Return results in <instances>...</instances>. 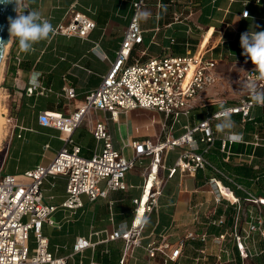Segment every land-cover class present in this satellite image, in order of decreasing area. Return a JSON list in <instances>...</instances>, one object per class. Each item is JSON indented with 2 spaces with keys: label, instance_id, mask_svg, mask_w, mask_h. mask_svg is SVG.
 I'll list each match as a JSON object with an SVG mask.
<instances>
[{
  "label": "crops",
  "instance_id": "0c3cea01",
  "mask_svg": "<svg viewBox=\"0 0 264 264\" xmlns=\"http://www.w3.org/2000/svg\"><path fill=\"white\" fill-rule=\"evenodd\" d=\"M138 1L31 0L29 10H38L54 28L68 22L70 10L85 15L95 23V28L85 39L55 34L50 41L35 44L34 50L27 53L22 52L16 43L8 44L0 71V120L3 121L0 177L13 175L18 183H28L29 180L23 176L26 171L36 166H46L53 160L64 145V136L55 129L41 126L38 115L41 112H52L67 116L84 102L90 91L99 86L116 58L124 31L133 15V4ZM157 1L144 0L142 14L147 13V16L141 15L139 18L143 42L131 50L127 62L129 65L135 62L145 63L152 57L184 56L197 52L217 61L218 75L219 70L228 67L238 68L242 72L245 67L254 65L241 54L243 50L240 47V36L252 27L256 31H263L264 0H192L191 9L186 6L187 0H161L165 6L160 9L156 8ZM243 11H248L246 18L241 16ZM177 13L182 14L180 22L173 21V15ZM16 59L20 61L18 65ZM33 73L40 74L36 85L31 83ZM66 85H70L76 94L71 101L62 95V88ZM39 88L50 91L39 95ZM209 95L203 93L199 96L189 118L180 117L175 124L167 121L165 132L161 131L164 122L162 116L147 110L121 114L115 122L109 119L108 113L102 111H93L90 118L93 121H104L114 149L128 151L130 156L131 150L126 145L131 141L149 139L156 142L164 140L169 134L178 138L183 135L185 125L195 126L210 113L220 110L219 105L207 103ZM259 108L264 112L262 107ZM251 112L252 119L262 113L257 112L251 116ZM7 114H13L15 124L22 129L17 128L12 132L8 130L5 126ZM232 120L235 124H241L239 116H232ZM84 123L87 130L82 131L80 126L73 132L72 138L80 147L81 156L90 158L100 151L101 144L93 140L86 119ZM176 125H179L177 135L173 133ZM243 125H236L232 131L241 135L247 146L257 133L254 129L244 134ZM214 132L216 142L205 158L238 184V180L249 183L240 185L264 198V187L259 188L257 178L241 179L234 172L240 166L253 171L264 170V158H258L253 153L245 154V148L240 143L232 146L240 150L238 153L230 150V155L226 156L220 152V144L227 134L217 131L216 127ZM203 147L204 145H199V149ZM251 147L252 152L261 149L264 141H260L258 147ZM181 151L182 149L175 148L163 155L162 167L158 170V179L162 184L155 210L149 215L150 222L148 225L146 223L142 232L140 246L128 253L124 264H159L158 257L148 258L147 245L161 240L174 244L186 231H199L201 228L195 227L193 223L194 211L198 209L199 221L205 222L209 210L215 207L214 192L208 185L212 176L210 171L183 175L175 170L168 176L166 169L174 165ZM207 156L213 157L214 162ZM148 165L149 159H146L140 170L141 184L130 183L132 176L127 173L126 192H110L107 199H97L94 202L82 195V206L76 210L62 207L67 199L66 179L62 176L45 178L40 187L42 200L46 206L55 207V210L50 216L53 224L44 222L41 233L48 238V250L53 257L66 258V264L101 263L99 254L109 251L105 264H119L123 241L101 242L114 231L121 232L130 228L134 207L132 200L141 194L143 169ZM152 183V178L146 179L145 191L140 200L147 199ZM258 188L261 190L258 191ZM236 192L239 198L243 197L240 191ZM217 213H221L220 206H217ZM31 233L34 235L33 232L29 233L28 245ZM78 238L88 240L90 246L81 252H74V244ZM33 242L35 247V236ZM184 252L190 258L193 250L186 246ZM261 260L262 258L257 259ZM182 261L183 264H190L186 260Z\"/></svg>",
  "mask_w": 264,
  "mask_h": 264
},
{
  "label": "built area",
  "instance_id": "2783aa9c",
  "mask_svg": "<svg viewBox=\"0 0 264 264\" xmlns=\"http://www.w3.org/2000/svg\"><path fill=\"white\" fill-rule=\"evenodd\" d=\"M144 6V0L133 4V15L124 31L114 62L99 86L85 96L84 102L67 116L52 112H41L38 115L41 126L55 129L64 136V145L53 160L46 166H36L26 171L23 176L29 180L28 183H18L13 175L0 177V264H66V258L53 257L48 250V238L41 233L44 222L53 224L50 216L55 210V207L46 206L42 200L40 187L45 178L62 176L66 179L67 199L62 207L76 210L82 206V195L94 202L107 199L110 192H126L127 173L136 166L143 167L144 161L149 159V165L143 169L141 194L132 200L134 209L130 228L121 232L114 231L101 242L123 241L119 264H124L128 253L140 246L142 232L160 196L162 182L158 179V170L162 167V157L175 148L182 151L174 165L166 169L168 176L175 170L183 175L210 171L212 176L208 185L214 192L215 207L209 210L205 222L199 221V210L194 211L193 223L195 227L201 228L199 231H186L174 244L165 240L148 244V258L158 257L159 264H183L182 259L189 260L190 264H264V198L256 197L205 158L216 142L211 123L221 119L219 116L213 117L220 110L210 113L195 126L185 125L183 135L178 138L169 134L164 140L156 142L149 139L131 141L126 145L131 150L128 157L123 151L114 149L106 123L90 118L93 111H102L108 113L109 119L115 122L121 114L147 110L162 116L164 122L161 131L165 132L167 121L175 124L180 117L189 118L199 96L215 85L218 78L217 61L207 58L201 52L152 57L145 63H127L131 50L143 42L139 18ZM164 6L161 0L157 1V9ZM186 6L191 9L192 0H187ZM245 12L248 13L243 11L242 18L247 17ZM68 17L65 25L55 28V34L85 39L95 28L93 21L74 10H70ZM182 19L181 13L173 15L174 22ZM16 61L18 65L20 61ZM254 68L255 65L245 67L239 81L242 84L254 82L255 91H264V80L256 79ZM49 91L39 88L38 94L44 95ZM252 94V90L242 87L239 100L227 106L232 109V116H239L241 124L252 120L250 112L253 108L263 107L252 100ZM62 95L68 101L76 97L70 85L62 88ZM85 119L93 140L101 144L100 151L90 158L81 156V149L72 138L73 132ZM205 121L208 122L205 124ZM5 126L11 132L17 128L22 129L15 124V118L10 114L6 115ZM260 141L264 139L256 134L247 145L258 147ZM236 143L244 144L242 140L230 141L225 138L221 141L220 152L229 156L230 148ZM199 145L204 147L199 149ZM150 178L153 183L148 190L142 216L136 223L140 198L145 191L144 184ZM220 185L233 194L235 198L232 201L224 196ZM234 190L240 191L243 198L237 197ZM241 202L251 206L244 219L240 216L243 211ZM217 206L221 207L220 214L217 213ZM30 232L35 236V247L32 250L28 246ZM89 246L88 240L78 238L73 249L74 252H81ZM186 246L193 250L195 256L188 258L184 252ZM259 258L262 260L257 261Z\"/></svg>",
  "mask_w": 264,
  "mask_h": 264
},
{
  "label": "clouds",
  "instance_id": "9594fccd",
  "mask_svg": "<svg viewBox=\"0 0 264 264\" xmlns=\"http://www.w3.org/2000/svg\"><path fill=\"white\" fill-rule=\"evenodd\" d=\"M31 0H0V3L14 4V11L16 16L8 17V32L9 40L4 42L0 40V46L6 47L9 43L18 44L19 49L27 53L34 50V45L42 41H50L56 33V29L45 19L38 10H29V3ZM27 12V14H25ZM142 15L147 16V13ZM248 16V13H244ZM222 39V37H221ZM223 41V39H222ZM240 47L242 48V55L255 65L253 72L256 74L257 80H264V31H256L255 27L241 34ZM247 62V60H246ZM39 73H33L31 76V83L37 84ZM252 90V100L264 106V91H255V83L248 82L242 84ZM220 111L215 113L213 117L219 116L220 122L216 125L217 131L226 133V139L230 141H241L242 136L233 132L235 122L232 120V109L227 108L224 104H220ZM209 121V120H208ZM205 121L203 123H207Z\"/></svg>",
  "mask_w": 264,
  "mask_h": 264
},
{
  "label": "rangeland",
  "instance_id": "374dc122",
  "mask_svg": "<svg viewBox=\"0 0 264 264\" xmlns=\"http://www.w3.org/2000/svg\"><path fill=\"white\" fill-rule=\"evenodd\" d=\"M219 71H220V74L218 75V78L215 82L214 87L210 88V90L208 89V92H204V95L210 94L208 96V99H206V100H209L207 103L212 104V105L224 104L225 106L235 104L239 100V98L242 96V83L239 81L242 72L239 71L238 68H233V67H231V68L228 67V68H225L224 70H219ZM262 108L264 109V106ZM259 111H260L259 107L253 108V110L251 112V116H253L254 113H257ZM261 112H262V110L259 113H261ZM218 123H219V121H215V122L211 123L214 130H215V127ZM2 125H3V121L0 120V139L2 136V128H3ZM236 125H238L237 127H239V125H241V124H235V127H236ZM80 128L82 131L87 130L85 123L84 124L82 123ZM178 128H179V125L174 126L173 133H175V135H177ZM256 133L259 136V138H261V137L264 138V127L262 128V127L258 126L256 128ZM123 154L126 157H128L129 152L125 151V152H123ZM207 157L209 160L214 162L213 157H211V156H207ZM141 169H142V167H137V168L128 172L132 176L130 178V183H134V184L135 183H138V184L142 183V178L140 175ZM126 182H127V180H126ZM242 198L243 197H240V199H242ZM240 206H241V209L243 210L240 216L242 219H244L243 217L245 216L246 211L249 208H251V206L245 202H241ZM133 209H134V207H133ZM230 212H232V211H230ZM150 218L151 217H149V219L147 221V225L150 222ZM33 236L34 235H32V233H31L30 239H29V245H28L29 249L34 248ZM194 254H195L194 252L191 253V256H195ZM186 261L190 263L189 260H186ZM230 264H240V263L235 262V263H230ZM244 264H250V263L245 262Z\"/></svg>",
  "mask_w": 264,
  "mask_h": 264
},
{
  "label": "trees",
  "instance_id": "16d2710c",
  "mask_svg": "<svg viewBox=\"0 0 264 264\" xmlns=\"http://www.w3.org/2000/svg\"><path fill=\"white\" fill-rule=\"evenodd\" d=\"M11 115L14 116L13 114H11ZM258 126H260L262 128L264 127V112L260 116L255 117L254 119H252L249 122H246L243 125L244 134H247L248 132H252ZM250 141H245V142L249 143ZM241 147L245 148V150L243 152L245 154H247V155L253 153V155H256L258 158H264V147L261 148V149H255L254 152H252V147L251 146H248V145L245 146L244 144H242ZM230 150L233 153L234 152L238 153L240 151V150L235 149L234 147H231ZM234 172H235V175L238 176L241 179H243V178H245V179H249V178L256 179L257 178V181L259 183L258 184L259 188H263L264 187V170L253 171L251 168H246L245 166H240V167L235 168ZM238 182H239V184H242V185L243 184L244 185H249V183L243 182L241 180L240 181L238 180ZM259 188H258V191L261 190ZM233 192L238 197V194H237L236 190H234ZM255 194L254 195L259 198V195L257 193H255ZM107 255H109V251H106L102 255L99 254L102 264H105V260H106V256ZM101 263H99V264H101Z\"/></svg>",
  "mask_w": 264,
  "mask_h": 264
},
{
  "label": "water",
  "instance_id": "95a60500",
  "mask_svg": "<svg viewBox=\"0 0 264 264\" xmlns=\"http://www.w3.org/2000/svg\"><path fill=\"white\" fill-rule=\"evenodd\" d=\"M15 7L14 4L0 3V40L7 42L9 40L8 32V17H15L16 12L13 10ZM5 47L0 46V67L4 56Z\"/></svg>",
  "mask_w": 264,
  "mask_h": 264
},
{
  "label": "bare ground",
  "instance_id": "6f19581e",
  "mask_svg": "<svg viewBox=\"0 0 264 264\" xmlns=\"http://www.w3.org/2000/svg\"><path fill=\"white\" fill-rule=\"evenodd\" d=\"M8 46V45H7ZM7 46L5 47V51H6V49H7ZM2 64V63H1ZM0 71H1V67H0ZM220 187H221V191H222V193L224 194V196L225 197H227L229 200H233L235 197L233 196V194H231L230 193V191H226V190H224L223 189V187L220 185ZM141 201V203H140V205H139V207H138V213H137V218H136V223H138L139 222V220H140V218H141V216H142V213H143V211H144V204H145V201H146V199L145 200H140Z\"/></svg>",
  "mask_w": 264,
  "mask_h": 264
}]
</instances>
